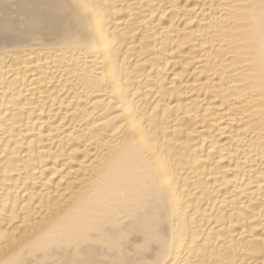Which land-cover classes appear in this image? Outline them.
<instances>
[{"label": "bare ground", "instance_id": "6f19581e", "mask_svg": "<svg viewBox=\"0 0 264 264\" xmlns=\"http://www.w3.org/2000/svg\"><path fill=\"white\" fill-rule=\"evenodd\" d=\"M0 264H264V0H0Z\"/></svg>", "mask_w": 264, "mask_h": 264}]
</instances>
